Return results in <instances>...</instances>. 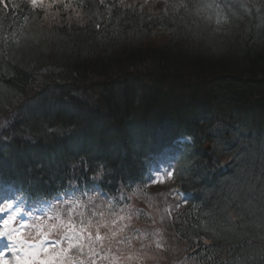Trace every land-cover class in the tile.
<instances>
[{
	"label": "trees",
	"instance_id": "16d2710c",
	"mask_svg": "<svg viewBox=\"0 0 264 264\" xmlns=\"http://www.w3.org/2000/svg\"><path fill=\"white\" fill-rule=\"evenodd\" d=\"M55 6L0 0V184L152 207L170 150L158 264H264V0Z\"/></svg>",
	"mask_w": 264,
	"mask_h": 264
},
{
	"label": "rangeland",
	"instance_id": "374dc122",
	"mask_svg": "<svg viewBox=\"0 0 264 264\" xmlns=\"http://www.w3.org/2000/svg\"><path fill=\"white\" fill-rule=\"evenodd\" d=\"M57 1L43 0L40 6L53 17ZM5 123L0 120V128ZM159 160L145 192L154 198L153 208L144 206L133 194L125 206L116 209L109 197L95 188L74 186L53 199L34 202L15 198L11 188L0 187V206L13 205L8 213L0 214V226L14 215L9 228L19 233L12 242L0 238V264L160 263L165 248L172 246V241L165 238L168 234L163 225L168 222L169 211L179 204L175 193L168 191L166 200L152 193L158 186L166 190L170 184L164 175L173 161L172 152L167 150ZM139 207H145L144 211Z\"/></svg>",
	"mask_w": 264,
	"mask_h": 264
},
{
	"label": "snow or ice",
	"instance_id": "6c2138e0",
	"mask_svg": "<svg viewBox=\"0 0 264 264\" xmlns=\"http://www.w3.org/2000/svg\"><path fill=\"white\" fill-rule=\"evenodd\" d=\"M31 5L35 7H39L43 0H29ZM12 7H18V5L13 4ZM169 177H171V173L168 174ZM13 208V205L11 203H8L4 206H0V214L8 213ZM15 220L14 215H9L7 219H4L2 222V226H0V238H5L9 242H12L19 238V233L16 232L15 229L9 228V225L11 222ZM7 247V245H6Z\"/></svg>",
	"mask_w": 264,
	"mask_h": 264
},
{
	"label": "water",
	"instance_id": "95a60500",
	"mask_svg": "<svg viewBox=\"0 0 264 264\" xmlns=\"http://www.w3.org/2000/svg\"><path fill=\"white\" fill-rule=\"evenodd\" d=\"M210 147L207 146V149L209 150Z\"/></svg>",
	"mask_w": 264,
	"mask_h": 264
}]
</instances>
